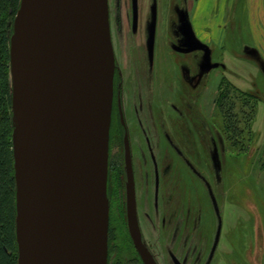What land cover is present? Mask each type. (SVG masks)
Wrapping results in <instances>:
<instances>
[{"label": "rangeland", "instance_id": "obj_1", "mask_svg": "<svg viewBox=\"0 0 264 264\" xmlns=\"http://www.w3.org/2000/svg\"><path fill=\"white\" fill-rule=\"evenodd\" d=\"M107 4L144 239L161 264H172L168 247L193 264L212 245L206 264H264V0ZM225 90L236 110L245 97L244 110L253 107L249 152L226 138L217 108ZM110 127L108 160L118 152L121 170L109 173L107 260L110 246L113 261L134 264L117 112ZM200 213L210 217L196 227Z\"/></svg>", "mask_w": 264, "mask_h": 264}, {"label": "water", "instance_id": "obj_2", "mask_svg": "<svg viewBox=\"0 0 264 264\" xmlns=\"http://www.w3.org/2000/svg\"><path fill=\"white\" fill-rule=\"evenodd\" d=\"M115 55L107 0H19L9 42L17 264H107ZM127 230L137 217L124 136Z\"/></svg>", "mask_w": 264, "mask_h": 264}, {"label": "trees", "instance_id": "obj_3", "mask_svg": "<svg viewBox=\"0 0 264 264\" xmlns=\"http://www.w3.org/2000/svg\"><path fill=\"white\" fill-rule=\"evenodd\" d=\"M18 5L19 0H0V264H17V244L15 239V181L11 143L12 113L9 42L12 33V22ZM248 106H250L249 100L245 97L241 107L236 110L237 103L229 96L228 90H225L217 100V108L224 119L226 138L231 145L237 147L241 153L249 152L250 146H248V142H251L250 125L254 118V114L252 106L248 108L247 111L244 110ZM112 170H114V172H119L121 170V156L116 151H112L108 160L107 188L109 173ZM155 192L156 190H153V196ZM107 195L109 197L108 190ZM209 217V215H202L200 213L199 216L196 217V219H198L196 220V227H200V222L205 221V219ZM181 220H183V218H181ZM181 223L184 224L185 220L183 222L181 221ZM110 239L111 230L109 233V241ZM113 239H115V236ZM186 239L185 235H181L177 239L174 237L177 247L183 246ZM191 246L192 245H190L188 249L189 253L187 252V260L191 259L193 255L192 251H196L193 249V246ZM214 249L213 245L210 246L209 254L214 251ZM166 253L168 255V261H171L172 264L188 263L185 262L186 258H178L176 253L170 250V247L166 249ZM185 254L186 253L182 251L181 255L184 256ZM209 254L208 257L204 254L205 259L202 258L203 254H200L199 258L194 257L192 260V262H194L193 264H206L209 260ZM114 264H126V261L118 258L114 260Z\"/></svg>", "mask_w": 264, "mask_h": 264}, {"label": "flooded vegetation", "instance_id": "obj_4", "mask_svg": "<svg viewBox=\"0 0 264 264\" xmlns=\"http://www.w3.org/2000/svg\"><path fill=\"white\" fill-rule=\"evenodd\" d=\"M115 65H116V62H115ZM117 73H119V71H118V67L116 66L115 67V71H114V77H113V98H112V108H111V120H110V123L112 124L113 115L115 114V112H117L118 113V120L123 125V129H124L123 130V139H122V170L124 172V180H123V182H124V208H125V220H126V207H125V181H126V175H125V170H124V136L125 135H127V139H128V143H129V148H130V155H131V147H130V142H129V138H128L127 127L125 125V119H124V115H123V110H122V107H121L120 89H118V90L116 89V82H117V80L115 78V75ZM118 84H120V82H118ZM109 129H111V127ZM111 131H112V129H111ZM131 162H132V157H131ZM132 168H133V163H132ZM133 176H134V170H133ZM134 184H135V180H134ZM135 197H136V190H135ZM136 205H137V202H136ZM137 217H138V211H137ZM138 223H139V218H138ZM126 227H127V224H126ZM139 228H140V224H139ZM127 232H128V230H127ZM140 232H141L142 240H143L145 246L147 247L148 251L150 252L152 258L154 259V261L157 264H161L159 262L157 256H156V254L153 252L152 248L149 246V244L147 243V241L144 239V236H143V233L141 231V228H140ZM128 238H129V241H130V246L133 248V251L135 252L134 259H133V263L134 264H143V262L141 261V258L139 256V254L137 253V251H136V249H135V247H134V245L132 243V240L130 238L129 233H128ZM110 253H111V251L109 249L108 250V260H107V264H114V261H113L112 256H111ZM126 264H128V261L126 262ZM129 264H131V263H129Z\"/></svg>", "mask_w": 264, "mask_h": 264}]
</instances>
